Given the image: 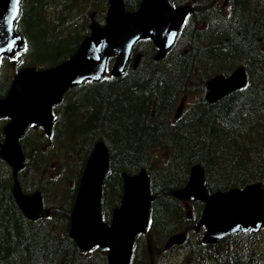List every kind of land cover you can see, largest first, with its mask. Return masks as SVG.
<instances>
[{
  "label": "trees",
  "instance_id": "16d2710c",
  "mask_svg": "<svg viewBox=\"0 0 264 264\" xmlns=\"http://www.w3.org/2000/svg\"><path fill=\"white\" fill-rule=\"evenodd\" d=\"M173 1L191 9L162 60H156L158 49L151 39L140 40L136 51L144 58L137 69L130 66L121 77L108 74L66 91L53 108L50 135L31 126L20 140L26 160L16 178L0 155V264H107L106 250L79 249L69 235L67 214L98 140L111 153L103 196L107 221L123 197V172L146 168L156 195L151 229L137 237L131 264H169L174 252L183 249L190 257L187 264H259L264 259V228L203 243L181 200L167 192L182 189L195 164L205 167L211 191L264 184V0H232L228 17L220 13L217 0ZM109 3L21 0L15 29L25 45L15 58L5 56L0 62V97L19 69L53 67L75 54L91 23H105ZM139 4L125 0L128 10ZM203 19L209 23L206 29H200ZM238 63L247 66L245 88L215 103L199 96L174 119L184 94L201 92L209 77ZM9 122L0 119L1 142ZM16 181L24 193L40 192L46 209L60 211L36 220L26 217L13 194ZM180 229L186 231V241L166 250V240Z\"/></svg>",
  "mask_w": 264,
  "mask_h": 264
},
{
  "label": "water",
  "instance_id": "95a60500",
  "mask_svg": "<svg viewBox=\"0 0 264 264\" xmlns=\"http://www.w3.org/2000/svg\"><path fill=\"white\" fill-rule=\"evenodd\" d=\"M20 2L16 6L19 13ZM170 0H142L135 12L126 10L123 0H110L106 24L94 22L92 32L69 59L44 70L25 68L21 70L10 92L0 98V117L9 116L12 122L5 128L7 140L2 146V157L14 169V176L24 166L25 157L19 144L27 126L32 122L42 125L48 133L52 129V107L59 103L63 94L71 87L87 80H100L110 56H116L113 74L125 73L131 59L134 43L139 38L150 36L162 50L161 58L172 46L182 21V10H177L171 19ZM13 0H0V55L9 43L22 46L19 34L8 31L6 18L14 20ZM141 54L136 57L138 65ZM99 78V79H98ZM243 68L231 77L218 76L209 81L207 97L214 101L232 90L246 84ZM179 108L177 115L180 113ZM110 169V153L103 140L98 141L87 161L71 216L70 235L81 250L94 246L109 248V264H130L135 238L146 231L151 210L150 179L145 170L138 175L124 174V196L120 208L114 212L112 224L103 220L102 195L105 178ZM177 196L200 199L206 207L200 221L208 227L205 242H216L235 231L258 230L264 226V188L252 184L244 189H231L210 195L204 185V170L196 166L192 170L189 184L184 190L175 191ZM15 199L23 213L30 219L49 215L52 209H44L39 193L23 194L18 181L13 188ZM183 234L177 235L168 247L182 241Z\"/></svg>",
  "mask_w": 264,
  "mask_h": 264
},
{
  "label": "snow or ice",
  "instance_id": "6c2138e0",
  "mask_svg": "<svg viewBox=\"0 0 264 264\" xmlns=\"http://www.w3.org/2000/svg\"><path fill=\"white\" fill-rule=\"evenodd\" d=\"M20 0H13V15H18V12L16 10V6L19 4ZM6 24L8 25V31L11 32L13 31V28H12V24H13V21L12 19H8L6 18L5 20ZM15 46V40H12L10 43H9V46L8 48L6 49V51H12L13 47ZM99 79V78H98Z\"/></svg>",
  "mask_w": 264,
  "mask_h": 264
},
{
  "label": "rangeland",
  "instance_id": "374dc122",
  "mask_svg": "<svg viewBox=\"0 0 264 264\" xmlns=\"http://www.w3.org/2000/svg\"><path fill=\"white\" fill-rule=\"evenodd\" d=\"M236 14V13H235ZM237 15V14H236ZM181 259H182V255H177V254H175L174 256H173V258L171 259V261H170V264H173L174 262H177V263H180V261H181ZM264 264V263H263Z\"/></svg>",
  "mask_w": 264,
  "mask_h": 264
},
{
  "label": "flooded vegetation",
  "instance_id": "af4514ba",
  "mask_svg": "<svg viewBox=\"0 0 264 264\" xmlns=\"http://www.w3.org/2000/svg\"><path fill=\"white\" fill-rule=\"evenodd\" d=\"M253 3L255 4L256 3V0H254L253 1ZM226 9H227V6H225V10H224V12H226ZM229 13V12H228ZM228 13H225L224 15H225V17H227L228 16Z\"/></svg>",
  "mask_w": 264,
  "mask_h": 264
},
{
  "label": "bare ground",
  "instance_id": "6f19581e",
  "mask_svg": "<svg viewBox=\"0 0 264 264\" xmlns=\"http://www.w3.org/2000/svg\"><path fill=\"white\" fill-rule=\"evenodd\" d=\"M51 209H52L51 213H52L53 211H56V210H57V211H60V210H58V209H55V208H54V209H53V208H51ZM63 212H64V211H63ZM51 213H50V214H51Z\"/></svg>",
  "mask_w": 264,
  "mask_h": 264
}]
</instances>
